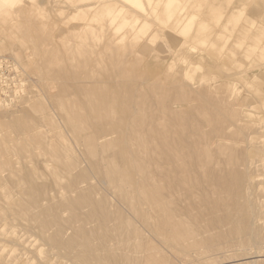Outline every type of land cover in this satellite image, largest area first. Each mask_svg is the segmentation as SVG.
I'll return each instance as SVG.
<instances>
[{
  "label": "rangeland",
  "instance_id": "374dc122",
  "mask_svg": "<svg viewBox=\"0 0 264 264\" xmlns=\"http://www.w3.org/2000/svg\"><path fill=\"white\" fill-rule=\"evenodd\" d=\"M103 3L108 4L106 5ZM211 11L214 16H211ZM26 12H28V14H26ZM90 21H92L90 25L86 24ZM91 37L94 38V41ZM36 41L39 42L36 43ZM36 44L37 46H35ZM32 46H34V48ZM44 48H48V50ZM105 49H107V51H104ZM44 51L46 53H44ZM25 57L26 59L22 61ZM27 60L29 61L28 64L26 63ZM34 61L35 63H33ZM26 67L29 68L27 69ZM33 68L37 70L35 71ZM31 69L32 71L34 70L36 74H34V71L32 72ZM97 69L98 71H96ZM55 70L57 72H55ZM69 71H71L69 74L74 76V78L71 76L69 77ZM63 72L64 75H66L67 72L68 77L64 76L62 74ZM56 73L59 76H57ZM104 73L106 76L108 75L107 77L111 78H107ZM114 76L115 78H112ZM116 76L118 77L116 78ZM120 76H129L133 79H121ZM103 77H105V79H103ZM52 78L57 79V81L54 80V82ZM67 78H72V80L76 78V84H74L75 81H72L71 79L70 80L73 83L70 80L69 82ZM46 79L49 80L48 83ZM107 79H109V81L111 79V85H114L115 83L117 86H111ZM44 80L46 81L43 82ZM95 80H98L102 84L99 82L95 83ZM115 80L117 81L114 82ZM40 81H42L43 84L42 82L40 83ZM86 82L88 88L92 90L89 91V94L83 96L79 93L78 86L80 84H86ZM120 82L123 84L126 83L127 85H133L131 87L132 90L134 89V86L138 87L139 89L136 88L135 91L137 95L141 94L143 89H145L144 92H148L147 94L150 95L151 93V100L153 99L155 105L158 106L155 107L152 103L153 106L151 105V111H153V116L157 117L159 112L162 113H160V116L162 115L161 117L163 119H170L173 118V116H176V118L179 119L175 118L174 122L178 120L177 122L180 123V126L181 123H183L182 127L185 128V131L188 128L187 130L189 132L186 131L187 134L190 133V130L193 128L190 133L192 136L188 134L189 137H195L196 132H201L205 141L209 142V139L212 138V141L214 142L220 137L218 135L223 134L222 136H224L226 134L224 136V139L226 138L225 140L222 139V136L219 138L226 142L218 140L215 144H212L210 141L211 143L209 144H212L213 147L216 146V148H211L212 146L210 147L209 145L210 148L208 147V149L211 150H208V152L210 154V152L215 151L213 156L211 157L210 155V157L213 158L215 155L216 159H214V157L211 162L215 160L217 163L214 161L211 165H217L215 168L214 166L212 168H218L220 169V172H223V169H225L226 171H224L223 174L228 175L227 179L229 177L232 181L231 190L223 193L222 196H224V198L222 197L221 201L224 205V209L225 204H229L230 209L226 207L229 211L225 209L226 211L224 213L226 214L224 215L223 211H220V209H223L222 207L219 210H213L212 208V210H210L208 207L207 209H204L206 208L205 206L201 213L202 217L196 215V218H194L195 220L192 219L191 226H193L192 228L198 227L195 228L198 236H194L190 239L187 247H184L189 255L186 252H183V248L177 247V253L176 249L173 251V248L171 249L167 245V243H171L169 240V242L166 241V244L164 245L161 243L160 238L150 236L149 227H138L141 230L142 235L136 240V242L131 241L129 243L130 246L127 250L125 249V252L119 251L114 247H108L109 249H107L106 246L100 245V243L97 242L98 244L96 243V246L94 245L97 250L94 248L89 256L85 253V255H82V258L80 257L83 261L82 263L86 264L87 261L89 264H103L101 260H105L104 262H106L110 256L116 255L120 260H137L139 258L140 262H142L144 259V263L148 259H153L158 262L163 261L161 264H264V0H139L136 3L132 0H106V2L105 0H97V2L96 0H88V2L87 0H22L13 7L1 6L0 264H72L61 258L62 251L63 256L65 252H68L64 251L67 248L64 246V244L67 243V239L63 236L68 237L71 233L78 234V237H75L79 239L76 241V238L74 237V244L71 242L74 247L71 246V243L69 245L72 251L75 250L74 252L79 249L80 253H78L80 255H78L77 252L76 253L78 256H81V253L84 250V248L81 249L80 247L83 237L90 234L89 237L92 236L93 238L100 240L102 234L104 236L106 232V230L103 231L102 229L112 225V219L117 215L116 209L121 213V216L125 214L124 217L127 216L128 219L131 217L134 220V217L132 216L133 213L130 214L131 211H129L127 202L124 203L123 198H121V195L124 194V192H122L123 190H119L118 187L116 188L113 184H110L105 177L106 171L111 170V168L114 169L122 166L115 160L114 155L111 157L112 151H118V147H116L114 143L117 140L116 138H118L117 135L114 134V136L112 135L109 137L113 142L109 149L101 150L98 147L95 149L96 151L94 155H90L87 148L83 146L84 144H80V140L82 139L81 135L84 133L88 135V132H91V129L97 128V122H100V124L103 123V126H105L103 129L108 131L111 127L110 125L114 121L116 123L117 119H120V116L122 117L120 112L122 109H125L126 105L124 107L123 102H115L114 100H111V98H108L112 87H115L114 90L116 88L121 90L120 88L121 86L123 87V85H119ZM44 84H48L49 87L47 88V85L45 86ZM93 84L96 88L98 86L97 89L99 90L102 88L103 94H100L98 90H94L96 88L93 89ZM108 84L111 88H109ZM66 85H68V88ZM69 85L73 87H71L72 90L74 89L73 91L70 89ZM147 87L149 89L152 88L153 92L151 89L148 90ZM42 88L44 89L43 91ZM60 88L62 91H60ZM75 90L78 93H75ZM124 90V93L128 92V90L126 91V86L124 87ZM56 91H60V93L58 94ZM48 92L49 94L52 93L53 96L56 94V98H52V94H50V96L47 94ZM154 92H157L160 96L161 92H166L164 93L166 94L165 98L169 97L166 99H158L157 103L155 97L158 96H154ZM43 93L46 94L44 95ZM61 94L62 96H64L63 94L66 96L62 98ZM105 94H107V97ZM47 95L51 98H48L49 96ZM69 96L70 98H68ZM20 97L22 99H20ZM79 98H82L81 101L83 100V107H86L85 109L81 105L82 102L78 103L80 102ZM26 99L27 102L28 100L29 102L31 101L30 104L29 102H26ZM51 99H54L55 102H52ZM161 100H163V103ZM99 102L100 104H103L100 105ZM77 103L79 105H77ZM164 103L168 104L165 105ZM55 104L60 108L56 107ZM64 104L67 105L65 106ZM104 104H106V106ZM121 105L124 108L121 107ZM161 105L167 109L166 115L168 117L165 115V112L163 113L164 110L162 109L164 108ZM199 106L200 108H208L210 112L205 108V112H203L204 109H197ZM69 107L71 110H69ZM117 107L119 110L121 109L119 112L116 109ZM221 107L223 108L221 109ZM67 108L69 109L67 110ZM99 108L105 109V112L102 113V117L94 115L95 111ZM168 108L173 109V111L171 110L173 114L168 111ZM219 110H221V112ZM68 111L70 114L67 115ZM84 111H86V114L90 113L86 115L87 117L94 116L93 118L89 117L92 121L88 120L89 123H92L90 126H87V121H84L86 119ZM191 111H193L196 119L199 122H202L203 127L206 126L205 129L200 127L201 125L200 123H197V120L195 121V117ZM182 112L185 113L182 114ZM198 112L202 114L200 115ZM219 112L223 114L221 115ZM118 113L119 115H117V118L116 114ZM168 114H170L171 117ZM185 114H189L188 116H190V118H184L183 116H185ZM71 116L74 117L72 118ZM209 116L212 117L213 123L216 120H219V122H215L219 123V125H216L215 123L213 125V123H211L212 121H207L211 118ZM222 116L226 118L224 119ZM83 117H85V119ZM180 117H182L181 119L183 120H180ZM219 117L221 118V121ZM61 118H64L63 121L66 120L67 122H63ZM106 118L108 121H112L110 125L104 123ZM228 118H230V120ZM190 119L197 124V127L200 125V129L202 128L204 131H200ZM186 120H190L188 124H191V129ZM68 123L73 127L72 130L69 129L71 126H69ZM223 123H225V125H221ZM226 123L228 124L226 125ZM20 124H22L23 131L26 130L25 127L27 125L29 128L25 131L27 134L21 132L20 129H22V127ZM184 124H187L188 127H186V125L184 126ZM16 125L20 126V128L18 126L16 127ZM32 126L34 129H32ZM171 126L173 129L179 127V125H176L175 127L174 125ZM224 126H226V129L223 128ZM211 127L214 128L212 129L213 131H211ZM218 127L221 128L220 133L224 130L225 131L220 134L219 130H217L219 129ZM18 130H20V132ZM40 131L44 138H41L42 134ZM216 132H218V134ZM44 133L46 135H44ZM85 134L83 137H85ZM213 134L216 135L213 136ZM30 135L31 137H29ZM35 135L37 136L35 137ZM207 135H209V137H207ZM228 135L230 136V139H227ZM215 136H217V138ZM32 137L39 139H32ZM86 139L84 140L86 141ZM35 141L39 143L37 145L41 146V148H38L39 146L37 147L35 145ZM41 141H43V143ZM218 143L219 145H217ZM43 144L44 146L46 145V147H43ZM51 148H53L54 151ZM97 149L100 151H97ZM104 151H107V153L110 151L111 153L109 152L108 155ZM54 152L56 154H54ZM58 152L61 153L59 154ZM96 153H100V158ZM217 153H219V156L222 159L221 162H218L217 160ZM220 153H222V155ZM227 153L230 155L228 156ZM235 154H239L236 155V157L240 162H237V158L234 156ZM60 155L64 160L59 157ZM72 155L73 157H76V160L75 158H71ZM87 155H89V157ZM226 155L229 157L228 164H226ZM68 156L70 158H68ZM104 156L106 158L109 156V158H107L108 160L104 158ZM224 158L226 159V162ZM89 159L92 161L95 159L96 163H90L91 161ZM65 161L66 164L63 163ZM98 162H100L102 166L105 164L103 169ZM234 162L238 163L235 165L236 168L231 167L232 163L234 166ZM67 164H69L68 167H66ZM224 164H226V167ZM91 165L94 167L98 166L99 168H91ZM64 166L68 168V170ZM230 168H235L236 170L231 172ZM91 169L92 171H90ZM97 169H99V171ZM75 171L78 173L75 174ZM100 171H103L102 173L104 176L102 178ZM235 171L238 175H235ZM82 172H85L84 175ZM242 173L243 175H241ZM78 174H80L79 177L77 176ZM85 174H88V177L85 176ZM99 174L101 176H99ZM233 175L235 178L237 177V180L233 178ZM74 176L79 179L81 178L80 180H82V182ZM97 176L102 180L104 179V182H102ZM71 178L73 180H71ZM241 178L243 180H241ZM67 179H70L72 184ZM78 181H80L79 183L81 184H78ZM234 183H236V185H233ZM69 184L71 187L72 185L74 186V188H71L72 190L70 189ZM233 186L235 188H237V186L241 187L237 188L239 191H234L235 188H233ZM37 188L39 192L36 190ZM245 189L247 192L244 191ZM65 190H67L66 193ZM88 193L92 198V202L87 201V199L90 200V197L87 195ZM233 193H236L235 198ZM239 194L242 195L240 196ZM81 196L83 198H81ZM240 197L242 198L241 200L238 199ZM36 198L39 200L40 204L37 201L35 202ZM67 198L70 201L68 200L67 202ZM75 199H80L79 201L77 200L79 204L75 203ZM227 200L230 201L224 203V201ZM98 201L100 203H98ZM245 201H247V203H245ZM248 201L251 202L248 203ZM85 202L86 204L88 203V206ZM90 202L92 203V208L96 206L99 209L100 206H103V209L101 207L99 211L95 207L93 210ZM93 202H95V206L93 205ZM107 202L111 206V209L110 206L107 205ZM233 202L235 207L233 206ZM251 203H254V208L250 206L249 209H254H251L253 212L245 206L252 205ZM33 204H36V206ZM34 206L37 208L35 209ZM114 207L116 209H114ZM42 208L45 210L47 209L46 211L50 210V212H46ZM231 208H233L232 210H234V212L236 211L235 213L237 215L235 214V216H237V219L234 216V212L231 211ZM76 209H78V211ZM102 210L103 217L105 216V211L108 212L107 214L109 217L106 219L107 221L103 218L105 222L99 220L100 223H98V219H95V216L98 215L97 217H102ZM208 211L209 213H207ZM95 212L100 214L97 213V215H95ZM244 213L247 214V218L250 220L249 224L246 222V224L244 222L241 223L240 221L241 216ZM207 214L210 216H206ZM231 215H233V217ZM225 216L226 218H224ZM110 218L112 219L110 220ZM99 219L103 220L102 218ZM227 219L230 220L228 221ZM233 219L235 223L237 222L235 225H232L234 224ZM42 220L48 221L49 223L44 222L47 223L44 224ZM197 220H199L201 224ZM214 220L217 222L220 221L221 224H217V222L215 223ZM209 221L210 225L212 224L211 226L209 225ZM196 222L199 223L197 224ZM251 222L255 223L250 226V224H252ZM69 223H72V225L70 226ZM94 225L98 226L99 230H102L103 232L101 231L100 233L98 228ZM137 225L139 226L140 224L137 223ZM240 225L241 229H239ZM230 226L233 229L240 230L238 231L239 233H233L234 238L232 239H235V241H232L231 239L232 232H229L231 235L229 233V235L227 234L228 231L232 230ZM91 227L96 228H94L95 230H91ZM75 228L76 230H74ZM77 228L80 230L82 229V234L85 235L81 236V231ZM85 229H88L89 232ZM242 229L245 230L244 233ZM87 232L88 234H86ZM73 234L71 235L73 236ZM226 235H228V237ZM53 236L58 238L56 239ZM210 236L213 238H209L212 241L211 246L213 248L210 247L213 250L207 248V250L209 249L207 251L206 249L204 250V246H207L204 240H209L207 238ZM221 236L222 241H226L224 244L221 241ZM48 237L50 239H48ZM214 237L218 238V242L220 238V242L218 243ZM226 237L231 239H229L230 242ZM148 238H152L154 241L149 240L150 242L145 246ZM203 238L206 239L203 240ZM80 239L81 241H79ZM237 239L238 241H236ZM213 240H215V242ZM59 241H62L60 242L61 245L58 243ZM46 242L48 244H46ZM226 243L227 246H225ZM51 244L55 246L57 245V247L61 246V256H51L49 260L52 262H44L40 253L45 252ZM131 244H137L140 248H133L135 245ZM201 244L203 246H201L200 249ZM193 245L196 246L193 248ZM150 246L152 248L149 249ZM76 247L78 249H76ZM144 247H147V251H145ZM99 248L101 250L104 249L101 251ZM108 250H112L113 253ZM52 251H54V249H52ZM143 256L145 257L142 258ZM123 262L129 264L128 262ZM107 263L109 264V262ZM130 264H133V262Z\"/></svg>",
  "mask_w": 264,
  "mask_h": 264
},
{
  "label": "bare ground",
  "instance_id": "6f19581e",
  "mask_svg": "<svg viewBox=\"0 0 264 264\" xmlns=\"http://www.w3.org/2000/svg\"><path fill=\"white\" fill-rule=\"evenodd\" d=\"M22 0H0V7L1 6H8V7H13L14 5H16V4H18V3H20ZM93 1V0H92ZM109 1V0H108ZM131 1V0H130ZM133 2H138L139 0H132ZM87 2H88V0H87ZM96 2H97V0H96ZM101 2H103V1H101ZM105 2H106V0H105ZM98 3H100V2H98ZM257 3H258V1H257ZM100 4H102V3H100ZM100 4H98V5H100ZM103 4H108V3H103ZM122 4V3H121ZM87 5H89V4H87ZM213 10V9H212ZM18 11H21V10H18ZM214 11V10H213ZM213 12L211 11V16L213 15L212 14ZM3 14V13H2ZM2 14H1V16H2ZM21 14V13H20ZM26 14H28V12H26ZM214 14H215V12H214ZM22 15V14H21ZM214 16V15H213ZM21 17V16H20ZM22 18V17H21ZM26 20V19H25ZM92 21H90V22H87L86 24H89L90 25V23H91ZM263 28V27H262ZM248 29V28H247ZM246 31V30H245ZM249 31V30H248ZM250 33V32H249ZM74 34V33H73ZM76 35V34H75ZM247 35V34H246ZM245 35V36H246ZM37 36H39V35H37ZM42 36V35H41ZM87 36V35H86ZM90 36V35H89ZM8 37V36H7ZM40 38V37H39ZM87 38H88V36H87ZM92 38V37H91ZM246 38V37H245ZM93 39V41H94V38H92ZM6 40H8V39H6ZM38 40V39H37ZM86 40V39H85ZM13 41V40H12ZM89 41V40H88ZM92 41V42H93ZM11 42V41H10ZM37 42H39V41H36V43ZM108 42H110V41H108ZM49 43V42H48ZM95 43V42H94ZM12 44V43H11ZM10 44V45H11ZM34 44H35V42H34ZM77 44V43H76ZM108 44V43H107ZM9 45V46H10ZM35 46H37V44L35 45ZM48 46V45H47ZM250 46V45H249ZM11 47V46H10ZM33 48H34V46H32ZM45 47V46H44ZM52 47V46H51ZM108 47H109V45H108ZM108 47H106V48H108ZM33 48H32V50H33ZM43 49V48H42ZM44 49H47L48 50V48H44ZM52 49V48H51ZM108 49H110V48H108ZM92 50V49H91ZM129 50V49H128ZM94 51V50H93ZM104 51H107V49H105ZM51 52H53V51H51ZM44 53H46L45 51H44ZM46 56H47V54H46ZM48 57V56H47ZM38 58V57H37ZM26 59V57L25 58H23L22 59V61H24ZM34 60V59H33ZM58 61V60H57ZM114 61V60H113ZM28 60H27V64H28ZM37 62V61H36ZM23 63H25V62H23ZM25 63V64H26ZM33 63H35V61L33 62ZM55 63V62H54ZM26 64V65H27ZM30 64V63H29ZM52 65V64H51ZM32 66V65H31ZM110 66V65H109ZM99 67V66H98ZM27 68V67H26ZM29 68V67H28ZM27 68V69H28ZM34 69V68H33ZM54 69V68H53ZM35 71L37 70V69H34ZM33 70V71H34ZM31 71H32V69H31ZM32 71V72H33ZM35 71H34V74H36L35 73ZM96 71H98V69L96 70ZM29 72V71H28ZM55 72H57L56 70H55ZM61 72V71H60ZM60 72H59V74H60ZM71 71H69L68 72V74L70 73ZM74 72V71H73ZM77 72V71H76ZM78 72H79V70H78ZM77 72V73H78ZM94 72V71H93ZM110 72H112V71H110ZM52 73V72H51ZM97 73V72H96ZM95 73V74H96ZM108 73H109V70H108ZM63 75H64V72L62 73ZM81 74H82V72H81ZM102 74V73H101ZM105 74V73H104ZM51 75V74H50ZM56 75H57V73H56ZM83 75V74H82ZM89 75V74H88ZM91 75V74H90ZM35 76V75H34ZM53 76H55V75H53ZM52 76V77H53ZM57 76H59V75H57ZM56 76V77H57ZM64 76H66V77H68L67 76V72H66V75H64ZM71 76V74H69V77ZM105 76H106V74H105ZM108 76V75H107ZM106 76V77H107ZM26 77V76H25ZM71 77H73L74 78V76H71ZM118 76H116V78H117ZM121 77V79H127V80H132L133 78L132 77H129V76H120ZM50 78H51V76H50ZM65 78V77H64ZM107 78H111V77H107ZM112 78H115V76L114 77H112ZM38 79H39V77H38ZM53 79V81L54 80H56L57 81V79H54V78H52ZM51 79V80H52ZM58 79H60V78H58ZM63 79V78H62ZM61 79V80H62ZM66 79V78H65ZM68 79V78H67ZM71 80H72V78H70ZM70 79H68V81L70 80ZM76 79V78H75ZM72 80V81H75L74 82V84H76V82H77V80ZM95 79V78H94ZM93 79V80H94ZM103 79H105V77H103ZM47 80V83H48V79H46ZM46 80H44L43 82H45ZM61 80H60V82H61ZM70 80V81H71ZM80 80V79H79ZM108 80V82H110L111 81V79H110V81H109V79H107ZM69 81V82H70ZM71 81V82H72ZM96 81V80H95ZM117 80H115L114 82H116ZM120 81V80H119ZM122 81V80H121ZM42 81H40V83H41ZM43 82H42V84H43ZM55 82V81H54ZM80 82V81H79ZM97 82H99L98 80L95 82V83H97ZM102 82H103V80H102ZM106 82V81H105ZM104 82V83H105ZM112 82H113V79H112ZM123 82V81H122ZM39 83V84H40ZM62 83H63V81H62ZM64 83H65V80H64ZM73 83V82H72ZM84 83V82H83ZM90 83H92V82H90ZM100 84H102L101 82H99ZM121 83V82H120ZM119 83V85H123V87L121 86V90H118V88H116L115 90H114V88L112 87L111 88V86H114V85H116L117 86V84H115L114 83V85H111V82L108 84L109 85V88H111L112 90V92L110 91V95L108 96V98H111V100H114L115 102H118V101H121V102H123L124 103V107H125V105H126V107H125V109H122V111L120 112V114L122 115V117L120 116V119H117V122L115 123V121L112 123V121H108V119L106 118V120H104L105 122L104 123H108L109 125H110V123H112L110 126V129L107 131V130H104L103 129V127L105 128V126H103V123H101L100 124V122L98 123H96V125H97V128H93V129H91V132L89 131L88 132V135H86L85 133V137H83L84 136V134L83 135H81L82 137V139L80 140V142H78V143H80L81 145H83L85 148H87V151H89V153H90V155L91 154H93L94 155V153H95V149L96 148H98L99 147V149H101V150H106V149H109L111 146H112V140H110L109 139V137L110 136H114V134H116L117 135V137L118 138H116V136H115V138L117 139L116 140V142H114L115 143V146L116 147H118V151L116 152V151H112V154H111V157L114 155V158H115V160L116 161H118L122 166L121 167H118V168H114V169H112L111 168V170H108V171H106L105 172V177H106V179L108 180V182H110V184H113V186H115L116 188L118 187V189L119 190H123L122 192H124V194H125V196H124V194H122L121 195V198H123V202L125 203V202H127V204H128V208H129V211H131V213L130 214H132V216L134 217V220H136V221H134L133 220V218H131L130 217V215H129V219H128V217L126 216V217H124V215L123 216H121L120 214L121 213H119L118 211H117V209L114 207V209H116V212H117V215L115 216V218L114 219H112V218H110V220L112 219V221H113V223H112V225L110 226H108V227H106V228H104V229H102L103 231L104 230H106V232H105V234H104V236H103V234H102V236L100 237L101 239L99 240V239H96V238H93L92 236H90L89 237V235L87 236V235H85V234H82V229L80 230V229H78V230H80L81 231V236L83 235H85L84 237H83V241H81V239L79 240V241H81V245H80V247H81V249L82 248H84V250H83V252L81 253V256H78V255H80L79 253H80V250L78 249L79 248V246H78V248L76 247V249H78L76 252L78 253V255H77V253L76 252H74V251H72V249H71V247H70V243L72 242L73 243V239H74V237L76 236V237H78V234H76V233H71V234H73V236L71 235H68V237L67 236H63V235H61V236H63L64 238L66 237V239H67V243H63L64 244V246L65 247H67L64 251H68V252H65L64 253V256H63V251H62V253H61V255L63 256H61L60 255V252H61V250H60V242H62L63 240H65V239H63L62 241H59L58 243L60 244L59 246L60 247H57V245L55 246V245H50L49 246V248L45 251V252H41L40 253V255H42V259L44 260V262L46 261V262H52L51 260H49V258H51V256H61V258L62 259H64V260H66V261H68V262H71L72 264H84V263H82L83 261L81 260V258H82V255H85V253H87V256H89L90 255V253H92V251L94 250V245L96 246V243L98 242V243H100V245H103V246H106V248L107 249H109L108 247H110V248H116L117 250H119V251H124L125 252V249L127 250V248L130 246V242L132 241V242H136V240L137 239H139L140 238V236L142 235V232H141V230L138 228V227H149L150 228V230H149V232H150V236H155V237H158V238H160V240H161V243H163L164 245L166 244V241L167 242H169V241H171V243H167V245L172 249L173 248V251H174V249H176V253H177V247L178 248H183L184 249V247H187V245H188V241L190 240V239H192L194 236H198L196 233V230H195V228H198V227H194V228H192L193 226H191V221H193L192 219H194V218H196V215L197 216H201L202 214V212H203V210L204 209H207V207L210 209V210H219L221 207L223 208V204H222V197L224 198V196H222L223 195V193L224 192H229L230 190H231V188H232V181H231V179H229V177H228V179H227V176L228 175H226V174H223L224 173V171H226L225 169H223L221 166H219L221 169H223L224 171L222 172H220V169H218V168H216V169H213L212 167L214 166V168L216 167V165L217 164H213V166L211 165L212 164V162H214V161H212L211 162V160H213V158L215 157V155H214V157L213 158H211L212 156H213V154H214V152H210V154H209V152H208V150L210 151L211 149H208V147H209V143H211L212 142V144H215L216 143V141H218V140H220L219 138L223 135L222 133L225 131H223V129H222V133H220V127H221V125H225V123H223V124H221L220 125V127H218L219 129H217V130H219V133L220 134H222V135H218V136H220L219 138H217V136H215L218 140H216V139H214V140H216V141H212V138H210L209 140L211 141H205L204 140V138L202 137V134H201V132H196V134H195V137H189L188 136V134H190L191 132H192V130H193V128H192V126H191V124H188L189 122H190V120H186V121H188L187 122V124H188V126H190V133H188L187 134V132L186 131H188L187 129H186V131H185V128L184 127H182L183 126V123H181V126H180V123H178L177 121H175L174 122V119L176 118V116H173V118H168V119H163L161 116H160V113L161 112H159V117L157 116V117H155V116H153V111H151V107L153 106V104L155 105V103L153 102L154 100L152 99L151 100V93H150V95L149 94H147L146 92H144V90L145 89H143L142 91L144 92H142L141 94H136V88H138V87H135L134 86V89L132 90L131 89V87L133 86V85H127L126 83L125 84H123V83H121L120 84ZM56 84H57V82H56ZM106 84H107V82H106ZM113 84V83H112ZM45 85V84H44ZM47 85V88L49 87L48 86V84H46ZM45 85V86H46ZM60 85H61V83H60ZM29 86H30V84H29ZM51 86V85H50ZM59 86V85H58ZM70 86V85H69ZM107 86V85H106ZM126 86V91L128 90V92L127 93H124L125 92V90H124V87ZM41 87V86H40ZM65 87V86H64ZM66 87L68 88V85H66ZM72 86H70V89L72 90V88H71ZM75 87H76V85H75ZM100 87V86H99ZM150 87V86H149ZM46 88V87H45ZM94 88H96L95 86H94V84H93V89ZM97 88H98V86H97ZM94 89V90H98L99 92H100V94L102 93V88H100V90L99 89ZM108 88V87H107ZM143 88V87H142ZM146 88V87H145ZM37 89V88H36ZM50 89V88H49ZM56 89V88H55ZM64 89V88H63ZM139 89V88H138ZM147 89L148 90H150L151 89V91H152V88H148L147 87ZM44 89L42 88V91H43ZM51 90V89H50ZM66 90V89H65ZM74 90V89H73ZM72 90V91H73ZM90 90H92V89H89L88 88V85H87V82H86V84H80L79 86H78V91H79V93H81L83 96L85 95H87V94H89V91ZM114 90V91H113ZM123 90H124V92H123ZM131 90V91H130ZM47 91V90H46ZM49 91V90H48ZM60 91H62L61 90V88H60ZM60 91L58 92V91H56V92H58V94L60 93ZM64 91V90H63ZM69 91V90H68ZM119 91H121V92H119ZM53 92H54V89H53ZM65 92V91H64ZM75 93H78V92H76V90L74 91ZM96 92V91H95ZM108 92V91H107ZM153 92V91H152ZM41 93V92H40ZM66 93V92H65ZM155 93V94H154ZM153 94H154V96L156 95V96H158V97H155L156 99H155V101L158 103V99L160 100V99H164L165 98V95L166 94H164V93H166V92H161V96H160V94H158L157 92H154ZM163 93V94H162ZM25 94V93H24ZM44 94V93H43ZM46 94V93H45ZM44 94V95H45ZM47 94H49V92L47 93ZM50 94H52V93H50ZM49 94V95H50ZM67 94V93H66ZM72 94V93H71ZM91 94V93H90ZM96 94V93H95ZM103 94V93H102ZM158 94V95H157ZM27 95V94H26ZM36 95V94H35ZM35 95H33V96H35ZM38 95V94H37ZM49 95H47V96H49ZM64 96H66L65 94H63ZM74 95H77V94H74ZM79 95V94H78ZM106 95V97H107V94H105ZM169 95V94H168ZM51 96V95H50ZM48 97V98H51V97ZM52 96H53V94H52ZM55 96H56V94H55ZM55 96H53L52 98H54ZM61 96H62V94H61ZM64 96H62V98L64 97ZM153 96V97H154ZM161 98H160V97ZM29 97V96H28ZM38 97V96H37ZM75 97V96H74ZM169 97V96H168ZM168 97H166V98H168ZM56 98V97H55ZM68 98H70V96L68 97ZM77 98H78V96H77ZM76 98V99H77ZM98 98V97H97ZM165 98V99H166ZM20 99H22L21 97H20ZM58 99V98H57ZM66 99H67V97H66ZM82 99V98H81ZM81 99L79 98V100H80V102H78V103H81L82 101H81ZM24 100H25V98H24ZM24 100H22V101H24ZM54 99H51V101L52 102H55V100L53 101ZM64 100V99H63ZM62 100V101H63ZM68 100V99H67ZM71 100V99H70ZM59 101V100H58ZM75 101V100H74ZM98 101H100V100H98ZM103 101V100H102ZM163 100H161V102H162ZM166 101V100H165ZM171 101V100H170ZM20 102V101H19ZM25 102V101H24ZM26 102H27V99H26ZM28 102H29V100H28ZM27 102V103H28ZM31 102V101H30ZM30 102H29V104H30ZM60 102V101H59ZM64 102V101H63ZM62 102V103H63ZM69 102V101H68ZM67 102V103H68ZM72 102V101H71ZM109 102V101H108ZM168 102V101H167ZM172 102V101H171ZM170 102V103H171ZM26 103V104H27ZM74 103V102H73ZM77 103V105H79ZM83 103V102H82ZM81 103V105H82V107H83V105H84V103L82 104ZM110 103V102H109ZM122 103V104H123ZM153 103V104H152ZM163 103V102H162ZM60 104V103H59ZM58 104V105H59ZM99 104H100V102H99ZM101 104H103V103H101ZM100 104V105H101ZM111 104V103H110ZM161 104V103H160ZM165 105H167L166 103H164ZM25 105V104H24ZM28 105V104H27ZM63 105V104H62ZM65 105V104H64ZM67 105V104H66ZM65 105V106H66ZM72 105V104H71ZM77 105H76V107H77ZM105 106H106V104H104ZM112 105V104H111ZM152 105V106H151ZM164 105V106H165ZM29 106H31V105H29ZM28 106V107H29ZM33 106V105H32ZM55 106L56 107H59V106H57L56 104H55ZM86 106V105H85ZM95 106V105H94ZM93 106V107H94ZM113 106V105H112ZM116 106H118V105H116ZM162 107H163V105H161ZM160 106V107H161ZM203 106V105H202ZM36 107V106H35ZM74 107V106H73ZM79 107V106H78ZM81 107V108H82ZM114 107V106H113ZM121 107H123L122 105H121ZM123 107V108H124ZM155 107H158V106H156L155 105ZM159 107V108H160ZM162 107H161V109H162ZM31 108V107H30ZM29 108V109H30ZM33 108V107H32ZM60 108V107H59ZM66 108V107H65ZM64 108V109H65ZM70 108V107H69ZM69 108H67V110L69 109ZM84 108V107H83ZM86 108V107H85ZM84 108V109H85ZM106 108V107H105ZM164 108V107H163ZM167 108V107H166ZM205 108V107H204ZM204 108H200V106H199V108L197 107V109H204ZM223 107H221V109H222ZM109 109H111V108H109ZM117 110H118V112L121 110H119L118 109V107L116 108ZM153 109V108H152ZM154 109H156V108H154ZM192 109H193V107H192ZM191 109V110H192ZM206 110H208L209 111V109L208 108H205ZM205 109H204V111L203 112H205ZM35 110V109H34ZM55 110H56V108H55ZM69 110H71V108L69 109ZM78 110V109H77ZM114 110H115V108H114ZM162 110H164L163 111V113L165 112V115H166V113H167V109H162ZM173 111V109L172 108H168V111L170 112V113H172V111ZM211 110H213V109H211ZM225 110V109H224ZM36 111V110H35ZM38 111V110H37ZM65 111H66V109H65ZM78 111H80V110H78ZM82 111V110H81ZM87 111V110H86ZM86 111H84L85 113V116L87 115V114H90V113H87L86 114ZM158 111V110H157ZM181 111H183V110H181ZM196 111V110H195ZM214 111V110H213ZM220 112H221V110H219ZM39 112V111H38ZM73 112H75V111H73ZM83 112V111H82ZM89 112V111H88ZM103 112H105V109H103V108H99L97 111H95V116H98V117H102V113ZM210 112V111H209ZM219 112V113H220ZM58 113V112H57ZM107 113V112H106ZM176 113H178V112H176ZM183 113H185V112H182V114ZM191 113L193 114V111H191ZM199 113V112H198ZM198 113H197V115H198ZM214 113V112H213ZM64 114V113H63ZM62 114V115H63ZM68 114H70L69 113V111H68V113H67V115ZM162 114V113H161ZM173 114V113H172ZM196 114V113H195ZM200 114V113H199ZM202 114V113H201ZM200 114V115H201ZM205 114V113H204ZM207 114V113H206ZM209 114H212V113H209ZM221 114V113H220ZM219 114V115H220ZM223 114V113H222ZM221 114V115H222ZM59 115V114H58ZM66 115V116H67ZM72 115V114H71ZM76 115V114H75ZM117 115H119V113L118 114H116V117H117ZM169 116H170V114H168ZM189 115V114H188ZM187 114H185V116H183L184 118H187V117H189L190 118V116H188ZM191 115V114H190ZM214 115V114H213ZM33 116V115H32ZM42 116V115H41ZM70 116V115H69ZM167 116V115H166ZM193 116H194V114H193ZM34 117V116H33ZM72 118L74 117V116H71ZM70 117V118H71ZM81 117H82V115H81ZM89 117H91V116H89ZM89 117H87L86 116V119L87 118H89ZM94 116H92L91 118H93ZM112 117V116H111ZM168 117V116H167ZM171 117V116H170ZM195 117V116H194ZM193 117V118H194ZM205 117V116H204ZM209 117H211V116H209ZM223 117V116H222ZM30 118H32V117H30ZM84 119H85V117H83ZM109 118H110V115H109ZM118 118V117H117ZM182 117H180V120H183V119H181ZM200 118H202V117H200ZM199 118V119H200ZM207 118V117H206ZM217 118V117H216ZM224 119L226 118V117H223ZM34 119V118H33ZM62 119V121H63V119L64 118H61ZM84 120V121H87V123H88V125L87 126H90V125H92V123H89L88 122V120H90L91 121V119L89 118V119H87V120ZM176 119H179V118H176ZM195 119V121L197 120L196 119V117L194 118ZM193 119V120H194ZM211 119V120H210ZM209 120H207V121H212L211 123H213V119H212V117L210 118ZM219 119H220V121H221V118L219 117ZM229 120H230V118H228ZM237 119V118H236ZM71 120H73V119H71ZM80 120V119H79ZM204 120V119H203ZM37 121V120H36ZM64 121H66V120H64ZM63 121V122H64ZM81 121V120H80ZM79 121V122H80ZM99 121V120H98ZM192 121V120H191ZM219 122V120H216L215 122ZM224 121V120H223ZM222 121V122H223ZM32 122V121H31ZM67 122V121H66ZM82 122V121H81ZM80 122V123H81ZM92 122V121H91ZM184 122V121H183ZM192 122H194V121H192ZM214 122V123H215ZM222 122H220V123H222ZM70 123V122H69ZM68 123V124H69ZM94 123V122H93ZM195 123V122H194ZM197 123H200V127H203V125H202V122L200 121H198L197 120ZM214 123H213V125H214ZM233 123V122H232ZM34 124V123H33ZM67 124V123H66ZM82 124V123H81ZM80 124V125H81ZM187 124H184V126L186 125V127H188L187 126ZM216 125H219V123H215ZM228 123H226V125H227ZM236 124H237V122H236ZM22 124H20V126H21ZM60 125V124H59ZM74 125H75V123H74ZM105 125V124H104ZM171 125H174V127L177 125H179V127H176V128H172V126ZM195 125H196V127H197V124L195 123ZM215 125V126H216ZM18 125H16V127H17ZM20 126H18L19 128H20ZM23 126H25V125H23ZM69 126H71V124H69ZM84 126V125H83ZM194 126V125H193ZM197 127V128H199L200 129V127ZM229 126V125H228ZM22 127V126H21ZM41 127H42V125H41ZM72 127V126H71ZM71 127H69V129H73V127L71 128ZM108 127V126H107ZM195 127V126H194ZM195 127V128H196ZM205 127L206 126H204L203 128L205 129ZM11 128V127H10ZM27 125H26V127H25V129L27 130ZM68 128V127H67ZM90 128V127H89ZM92 128V127H91ZM209 128V127H208ZM224 129H226V126H224L223 127ZM227 128H229V127H227ZM18 129V128H17ZM29 129V128H28ZM32 129H34L33 128V126H32ZM204 129L202 130V128L200 129V131H204ZM211 129V131H213L212 129H214V128H210ZM21 130V132L23 133L24 132V134H27V132H25L26 130H24L23 131V127H22V129H20ZM20 130H18L19 132H20ZM93 130V131H92ZM216 130V131H217ZM29 131V130H28ZM75 131V130H74ZM199 131V130H198ZM210 131V130H209ZM208 131V132H209ZM13 132V131H12ZM41 132V131H40ZM39 132V133H40ZM71 132V131H70ZM73 132V131H72ZM84 132V131H83ZM189 132V131H188ZM206 132V131H205ZM15 133V132H14ZM37 133V132H36ZM194 133V132H193ZM192 133V134H193ZM207 133V132H206ZM210 133V132H209ZM217 134H218V132H216ZM228 133V132H227ZM41 134H42V132H41ZM205 134V133H204ZM229 134V133H228ZM44 135H46L45 133H44ZM210 135H211V133H210ZM214 135H216V134H213V136ZM226 135V134H225ZM224 135V136H225ZM37 135H35V137H36ZM42 137L41 138H44V136H43V134L41 135ZM76 136V135H75ZM78 136V135H77ZM190 136H192L191 134H190ZM212 136V135H211ZM224 136H222L223 138V140H225L224 139ZM29 137H31V135L29 136ZM59 137V136H58ZM204 137H206V136H204ZM207 137H209V135H207ZM230 136L228 135L227 136V139L229 138ZM52 138V137H51ZM79 138V137H78ZM87 138V139H86ZM235 138V137H234ZM32 139H39V138H33L32 137ZM84 139H86V141L84 140ZM221 139V140H222ZM230 139V138H229ZM22 140V139H21ZM44 140V139H43ZM220 140V141H221ZM222 140V142H226V141H223ZM23 141V140H22ZM34 141V140H33ZM32 141V142H33ZM46 141V140H45ZM85 141V142H84ZM228 141V140H227ZM1 142V141H0ZM29 142V141H28ZM30 142H31V138H30ZM42 143H43V141H41ZM34 143V142H33ZM35 145L38 147L39 145H37V144H39V143H37V141H35ZM46 143V142H45ZM228 143V142H227ZM22 144V143H21ZM26 144V143H25ZM24 144V145H25ZM212 144L210 145V147L212 146ZM2 145V144H1ZM51 145V144H50ZM63 145V144H62ZM76 145V144H75ZM217 145H219V143L217 144ZM26 146V145H25ZM24 146V147H25ZM30 146V145H29ZM34 146V145H33ZM58 146V145H57ZM114 146V145H113ZM223 146V145H222ZM226 146V145H225ZM8 147V146H7ZM35 147V146H34ZM43 147H46V145L44 146V144H43ZM63 147H64V145H63ZM69 147V146H68ZM76 147H77V145H76ZM209 147V148H210ZM221 147V146H220ZM228 147V146H227ZM2 148V147H1ZM4 148H6V147H4ZM21 148L23 149V147L21 146ZM20 148V149H21ZM38 148H41V146H39ZM79 148V147H78ZM84 148V149H85ZM114 148V147H113ZM211 148H216V146L215 147H211ZM230 148V147H229ZM7 149V148H6ZM52 150H53V148H51ZM70 149V148H69ZM68 149V150H69ZM99 149H97V151H100ZM231 149V148H230ZM42 150V149H41ZM59 150V149H58ZM65 150V149H64ZM72 150V149H71ZM114 150V149H113ZM26 151V150H25ZM51 151V150H50ZM54 151V150H53ZM56 151V150H55ZM60 151V150H59ZM213 151V150H212ZM224 151V150H223ZM27 152V151H26ZM74 152V151H73ZM83 152H85V151H83ZM104 152H106L107 153V151H104ZM110 152V151H109ZM109 152L107 153L108 155H109ZM115 152H116V154H115ZM218 152V151H217ZM220 152V151H219ZM25 153V152H24ZM47 153V152H46ZM49 153V152H48ZM59 154L61 153V152H58ZM87 153V152H86ZM101 153H102V151H101ZM111 153V152H110ZM226 153V152H225ZM230 153V152H229ZM229 153H227L228 154V156L230 155ZM54 154H56L55 152H54ZM58 154V155H59ZM67 154V153H66ZM97 154V153H96ZM100 153H98L97 155H98V157L100 158V155H99ZM216 154V153H215ZM218 154V158H217V160H218V162H221V158H220V156H219V153H217ZM221 155H222V153H220ZM96 155V156H97ZM210 155H211V157H210ZM236 155H239V154H235L234 156L236 157ZM56 156V155H55ZM54 156V157H55ZM64 156V155H63ZM88 157H89V155H87ZM217 156V155H216ZM224 156V155H223ZM227 155L225 156V157H227V163L226 164H228V157ZM23 157V156H22ZM50 157H51V155H50ZM54 157H52V158H54ZM60 158H62L61 157V155L59 156ZM87 157V158H88ZM222 157V156H221ZM240 157H242V156H240ZM68 158H70L69 156H68ZM71 158H75V160H76V157H73V155H72V157ZM97 158V157H96ZM98 158V159H99ZM104 158H106L105 156H104ZM104 158H102V159H104ZM107 158H109V156H107ZM106 158V159H107ZM211 158V159H210ZM219 158H220V160H219ZM237 158V157H236ZM235 158V159H236ZM63 159V158H62ZM67 159V158H66ZM85 159V158H84ZM91 159V158H90ZM89 159V160H90ZM214 159H216V157L214 158ZM225 159V158H224ZM242 159V158H241ZM1 160V159H0ZM3 160V159H2ZM55 160H56V158H55ZM64 160V159H63ZM74 160V161H75ZM95 160V159H94ZM94 160L92 161V160H90L91 162L90 163H96V160H95V162H94ZM100 160V159H99ZM98 160V161H99ZM108 160V159H107ZM4 161V160H3ZM10 161V160H9ZM22 161V160H21ZM71 161L73 162V160L71 159ZM232 161H234V160H232ZM240 162V160H238V158H237V162ZM5 162V161H4ZM57 162V161H56ZM62 162V161H61ZM68 162H69V160H68ZM78 162V161H77ZM100 162H101V160H100ZM100 162H98L100 165H101V163ZM105 162V161H104ZM109 162V161H108ZM211 162V163H210ZM225 162H226V159H225ZM224 162V163H225ZM237 162H234L235 164H234V166H233V163L231 164V167H235V165L236 164H238ZM5 163H7V162H5ZM4 163V164H5ZM35 163V162H34ZM63 163H65L66 164V161L65 162H63ZM98 163H97V165H98ZM215 163H217V161H215ZM39 164H40V162H39ZM64 164V165H65ZM73 164V163H72ZM220 164V163H219ZM218 164V165H219ZM226 164H224L225 165V167H226ZM62 165V164H61ZM60 165V166H61ZM104 165L105 164H103V166L101 165L100 167H102V169H103V167H104ZM221 165V164H220ZM9 166V165H8ZM7 166V167H8ZM63 166V165H62ZM69 166V164H67V166L66 167H68ZM72 166V165H71ZM73 166H74V164H73ZM120 166V165H119ZM238 166V165H237ZM65 167V166H64ZM65 167V168H66ZM97 168V167H94L93 165H91V168ZM228 167V166H227ZM240 167V166H239ZM6 168V167H5ZM64 168V169H65ZM76 168V167H75ZM99 168V167H98ZM121 168V169H120ZM236 168V167H235ZM233 169V168H230V170H231V172H233V170H236V169ZM62 169V168H61ZM67 170H68V168H66ZM74 169V168H73ZM73 169H71V170H73ZM219 171H218V170ZM228 169V168H227ZM98 171H99V169H97ZM238 170V169H237ZM258 170V169H257ZM85 171V170H84ZM90 171H92V169L90 170ZM95 171V170H94ZM70 172V171H69ZM96 172V171H95ZM101 172V171H100ZM103 172V171H102ZM101 172V174H102V176L99 174V176H101V178L104 176L103 175V173ZM239 172V171H238ZM63 173H65V172H63ZM76 173H78V172H76L75 171V174ZM83 173V175H84V173L85 172H82ZM96 173H98V172H96ZM225 173H227V172H225ZM234 173H236L235 175H238V173L235 171ZM80 174H81V172H80ZM80 174H78L77 176L79 177V175ZM233 174V173H232ZM65 175V174H64ZM241 175H243V173L241 174ZM248 175H249V173H248ZM81 176H82V174H81ZM85 176H87L88 177V174L86 175L85 174ZM246 176V175H245ZM62 177H63V175H62ZM71 177H72V175H71ZM74 177H76V176H74ZM73 177V178H74ZM78 177H76L77 179H79ZM98 177V176H97ZM240 177V176H239ZM238 177V178H239ZM82 178H83V176H82ZM90 178V177H89ZM99 179H100V177H98ZM231 178V177H230ZM233 178L235 179V180H237V177L235 178L234 177V175H233ZM242 178H244V177H242ZM241 178V180H243ZM247 178V177H246ZM58 179V178H57ZM81 179V178H80ZM79 179V180H80ZM106 179H105V181H106ZM55 180V179H54ZM68 180V179H67ZM71 180H73L72 178H71ZM71 180L69 179L68 181H70V183H71ZM86 180V179H85ZM102 182H104V179L102 180V179H100ZM233 180V179H232ZM234 180V181H235ZM239 180V179H238ZM81 182H82V180H80ZM80 181H78V184H81V183H79ZM24 182V181H23ZM57 182V181H56ZM244 182V181H243ZM249 182V181H248ZM106 183V182H105ZM242 183V182H241ZM30 184V183H29ZM72 184V183H71ZM75 184H76V181H75ZM106 184H108V183H106ZM238 184V183H237ZM245 184V183H244ZM25 185V184H24ZM65 185H66V182H65ZM233 185H236V183H234ZM239 185V184H238ZM242 185V184H241ZM23 186V185H22ZM69 186H70V189L71 188H74V186L72 185V187H71V185L69 184ZM77 186V185H76ZM28 187H29V185H28ZM68 187V186H67ZM96 187V186H95ZM239 187H241V186H237V188H239ZM58 188H60V187H58ZM86 188V187H85ZM110 188V187H109ZM233 188H235L234 186H233ZM237 188H235V190L234 191H236L237 190ZM255 188V187H254ZM96 189V188H95ZM108 189V188H107ZM38 192H39V190H38V188L36 189ZM35 190V191H36ZM72 190V189H71ZM93 190H94V187H93ZM110 190H112V189H110ZM243 190V189H242ZM249 190V189H248ZM252 190V189H251ZM66 191L67 190H65V193H66ZM109 191V190H108ZM237 191H239V190H237ZM241 191V190H240ZM244 191H246L247 192V190L245 189ZM253 191V190H252ZM40 192H41V190H40ZM64 192V191H63ZM84 192H85V189H84ZM91 192H92V189H91ZM96 192V191H95ZM242 192V191H241ZM77 193V192H76ZM116 193V192H115ZM240 193V192H239ZM44 194V193H43ZM85 194V193H84ZM92 194V193H91ZM110 194V193H109ZM234 194V198H235V194L236 193H233ZM238 194V193H237ZM243 194V193H242ZM241 194V195H242ZM245 194V193H244ZM41 195H42V192H41ZM67 195H68V193H67ZM86 195V194H85ZM88 196H89V193L87 194ZM228 195V194H227ZM240 195V194H239ZM240 195V196H241ZM88 196H87V198H88ZM92 196V195H91ZM122 196H124V197H122ZM226 196V195H225ZM245 196V195H244ZM248 196V195H247ZM90 197V196H89ZM231 197V196H230ZM238 197V196H237ZM81 198H83L82 196H81ZM233 198V199H234ZM244 198V197H243ZM253 198V197H252ZM106 199V198H105ZM229 199V198H228ZM232 199V198H231ZM237 199V198H236ZM238 199H242L241 197L240 198H238ZM245 199V198H244ZM68 198H67V202H68ZM72 200V199H71ZM77 200L78 199H75V203H78L77 202ZM80 200V199H79ZM78 200V201H79ZM86 200V199H85ZM84 200V201H85ZM104 200V199H103ZM121 200V199H120ZM245 200H247V199H245ZM38 202L39 204H40V202H39V200H37V198H36V200H35V202ZM70 201V200H69ZM87 201H91L92 202V198L90 197V200H88L87 199ZM106 201V200H105ZM105 201H102V202H105ZM118 201V200H117ZM228 201H230V200H227V201H224V203L225 202H228ZM62 202H63V200H62ZM61 202V203H62ZM72 202H73V200H72ZM82 202H83V199H82ZM90 202V203H91ZM120 202V201H119ZM243 202V201H242ZM251 202V201H250ZM249 201H248V203H250ZM98 203H100L99 201H98ZM97 203V204H98ZM108 203V202H107ZM106 203V204H107ZM245 203H247V201H245ZM259 203V202H258ZM64 204V203H63ZM62 204V205H63ZM79 204V203H78ZM85 204H86V202H85ZM88 204V203H87ZM86 204V205H87ZM95 204V202H93V205ZM243 204V203H242ZM252 204V203H251ZM33 205H35L36 206V204H33ZM65 205H67V204H65ZM91 205V208H92V203L90 204ZM96 205V204H95ZM94 205V206H95ZM98 205H100V204H98ZM108 206H110L109 205V203L107 204ZM118 205V204H117ZM226 205H228V206H226ZM253 205H254V203L252 204V205H245V206H247L248 207V209H249V207L250 206H252V208H254L253 207ZM257 205V204H256ZM255 205V206H256ZM35 206H34V208H35ZM38 206V205H37ZM68 206H69V203H68ZM79 206H81V205H79ZM88 206V205H87ZM206 206V208H204ZM233 206H234V202H233ZM241 206V205H240ZM71 207V206H70ZM76 207V206H75ZM83 207V206H82ZM96 207V206H95ZM94 207V208H95ZM102 207V209H103V206H100L99 207V209H98V207H96L99 211H100V208ZM226 207H228V209H230L229 207H230V205L229 204H225V209H227ZM235 207V206H234ZM37 208V207H36ZM35 208V209H36ZM68 208V207H67ZM74 208V207H73ZM85 208V207H84ZM83 208V209H84ZM94 208H92L93 210H94ZM204 208V209H203ZM212 208V209H211ZM239 208V207H238ZM251 208V209H252ZM257 208V207H256ZM255 208V209H256ZM38 209H39V207H38ZM44 211H46L44 208H42ZM41 209V210H42ZM69 209V208H68ZM110 209H111V206H110ZM224 208L221 210L220 209V211H223V213L226 211ZM227 209V210H228ZM233 208H231V211H233L234 212V210H232ZM251 209H249L250 211H251ZM42 210V211H43ZM53 210H54V208H53ZM77 211H78V209H76ZM244 210H246V209H244ZM252 210H254V209H252ZM43 211V212H44ZM56 211V210H55ZM96 211V210H95ZM98 211V212H99ZM105 211V210H104ZM111 211V210H110ZM207 211V210H206ZM219 211V212H220ZM229 211V210H228ZM243 211V210H242ZM46 212H50V210L49 211H46ZM97 212V213H98ZM106 213H105V216L103 217V210H102V217H97L98 215H97V213L95 214V215H97V216H95V219H98V223H100L99 222V220L100 221H104L105 222V220L109 217V215L107 214L108 212L107 211H105ZM232 212V213H233ZM236 212V211H235ZM234 212V216H235V213ZM251 212H253V211H251ZM111 213V212H110ZM126 213V212H125ZM194 213H195V215H194ZM207 213H209V211L207 212ZM222 213V212H221ZM238 213V212H237ZM53 214V213H52ZM51 214V215H52ZM55 214H56V212H55ZM78 214V213H77ZM98 214H100V213H98ZM107 214V215H106ZM112 214H113V212H112ZM226 213H224V215H225ZM229 214V213H228ZM227 214V215H228ZM231 214V213H230ZM242 214V213H241ZM54 215V214H53ZM52 215V216H53ZM114 215V214H113ZM209 214H207L206 216H208ZM226 215V216H227ZM237 215V214H236ZM251 215V214H250ZM74 216V215H73ZM83 216V215H82ZM81 216V217H82ZM91 216V215H90ZM94 216V215H93ZM101 216V215H100ZM210 216V215H209ZM215 216H217V215H215ZM226 216L224 217V218H226ZM232 217H233V215H231ZM254 216V215H253ZM54 217V216H53ZM55 217H57V216H55ZM77 217H78V215H77ZM202 217V216H201ZM218 217V216H217ZM230 217V216H229ZM228 217V218H229ZM237 216H235V218H236ZM249 217V216H248ZM99 218H104L103 220H101V219H99ZM214 218V217H213ZM219 219V218H218ZM237 219V218H236ZM240 219V218H239ZM251 219V218H250ZM20 220V219H19ZM18 220V221H19ZM41 220V219H40ZM71 220H72V218H71ZM89 220H90V218H89ZM88 220V221H89ZM195 220V219H194ZM216 220H217V218H216ZM219 220H221V219H219ZM228 220V219H227ZM230 220V219H229ZM228 220V221H229ZM231 220H232V218H231ZM13 221V220H12ZM38 221V220H37ZM43 221V223L44 222H47V223H49L48 221H45V220H42ZM73 221V220H72ZM107 221V220H106ZM197 221H199V220H197ZM215 221V220H214ZM233 221H234V219H233ZM232 221V222H233ZM240 221H241V223H247V224H249L250 223V220H248V218H247V214H243L242 216H241V219H240ZM239 221V222H240ZM14 222H15V220H14ZM70 222V221H69ZM79 222V221H78ZM77 222V223H78ZM82 222V221H81ZM101 222V223H102ZM136 222V223H135ZM200 222V221H199ZM199 222H196L197 224L199 223ZM212 222H213V220H212ZM211 222V223H212ZM217 221H215V223H216ZM225 222V221H224ZM47 223H44V224H47ZM87 223V222H86ZM96 223H97V221H96ZM137 223H139L140 225L138 226L137 225ZM218 223H220V221L219 222H217V224ZM234 224H232V225H235L236 223H235V221L233 222ZM245 223V224H246ZM252 223V222H251ZM255 222H253L252 224H250V226H252L253 224H254ZM38 224H41V223H38ZM44 224H42V225H44ZM70 224V223H69ZM200 224H201V222H200ZM203 224V223H202ZM221 224V223H220ZM72 225V223L70 224V226ZM76 225V224H75ZM90 225V224H89ZM88 225V226H89ZM106 225H107V223H106ZM204 225V224H203ZM209 225H210V221H209ZM212 225V224H211ZM210 225V226H211ZM214 225V224H213ZM242 225V224H241ZM241 225L239 226L240 228L239 229H241ZM69 226V227H70ZM74 226V225H73ZM94 226H96V225H94ZM99 226H100V224H99ZM102 226V225H101ZM205 226H207V225H205ZM224 226H225V224H224ZM41 227H43V226H41ZM45 227L47 228V226L45 225ZM49 227V226H48ZM68 227V228H69ZM75 227V226H74ZM86 227V226H85ZM97 228H98V226H96ZM96 227H91L90 229L92 230V229H94V228H96ZM215 227H216V225H215ZM231 227V226H230ZM234 227V226H233ZM243 227H244V225H243ZM249 227V226H248ZM247 227V228H248ZM254 227V226H253ZM68 228H66V229H68ZM71 228H73V227H71ZM83 228V227H82ZM87 228V227H86ZM199 228H201V227H199ZM229 228V227H228ZM232 228V227H231ZM237 228V227H236ZM252 228V227H251ZM250 228V229H251ZM243 229H245V228H243ZM242 229V230H243ZM249 229V230H250ZM41 230V229H40ZM68 230H70V229H68ZM72 230V229H71ZM74 230H76V228L74 229ZM77 230V231H78ZM85 230H88V229H85ZM95 230V229H94ZM97 230V229H96ZM102 230H99V228H98V231H100V233H101V231ZM43 231V230H42ZM46 231V230H45ZM102 231V232H103ZM211 231V230H210ZM238 231H240V230H237V229H233L232 228V230L231 231H228L227 232V234L229 233V232H232L231 234H232V236H231V239L232 238H234L233 236V233H237ZM244 231L245 230H243V233H244ZM251 231H253V230H251ZM250 231V232H251ZM73 232H75V231H73ZM84 232V231H83ZM88 232H89V230H88ZM88 232L86 233V234H88ZM90 232H92V231H90ZM214 232V231H213ZM223 232V231H222ZM199 233V232H198ZM215 233V232H214ZM239 233V232H238ZM97 234V233H96ZM195 234V235H194ZM230 234V233H229ZM228 234V235H229ZM230 234V235H231ZM242 234V233H241ZM246 234H247V232H246ZM251 234V233H250ZM45 235H47V234H45ZM59 235V236H60ZM201 235V234H200ZM228 235H226L227 237H228ZM58 236V235H57ZM238 236V235H237ZM236 236V237H237ZM41 237H42V235H41ZM52 237V236H51ZM53 237H55V236H53ZM75 237V238H76ZM99 237V236H98ZM216 237H218V236H216ZM216 237H214V238H216ZM226 237V238H227ZM235 237V238H236ZM56 238V237H55ZM58 238V237H57ZM56 238V239H57ZM150 238V237H149ZM148 238V240H147V242L145 243V246H146V244L147 243H149L150 241L149 240H152V238L151 239H149ZM211 239L212 237L210 236V237H208L207 239ZM238 238V237H237ZM243 238H245V237H243ZM253 238V237H252ZM48 239H50L49 237H48ZM77 239H79V238H76L75 240L77 241ZM204 239H206V238H203V240ZM204 240L205 241V244L207 245V246H204V250L206 249L207 250V248H211L212 246H211V240ZM213 239V238H212ZM218 238H216V241L218 242V240H217ZM224 239V238H223ZM228 239V238H227ZM230 239V238H229ZM229 239H228V241H229ZM230 239V240H231ZM45 240H47V239H45ZM169 240V241H168ZM201 240V239H200ZM199 240V241H200ZM242 240V239H241ZM54 241H56V240H54ZM152 241H154V240H152ZM198 241V240H197ZM214 242H215V240H213ZM221 241H222V236H221ZM232 241H235V239L233 240L232 239ZM236 241H238V239L236 240ZM244 241V240H243ZM219 242H220V238H219ZM218 242V243H219ZM223 242V244H224V242H226L225 240L224 241H222ZM230 242V241H229ZM228 242V243H229ZM246 242V241H245ZM51 243H52V241H51ZM55 243V242H54ZM71 243V244H72ZM97 243V244H98ZM197 243V242H196ZM199 243V242H198ZM202 243V242H201ZM46 244H48L47 242H46ZM50 244V243H49ZM74 244V243H73ZM71 245V246H73L74 247V245ZM75 244H76V242H75ZM80 244V243H79ZM203 244V243H202ZM200 245V249H201V246H203V245ZM213 244V243H212ZM251 244H252V242H251ZM131 245H135V244H131ZM148 245V244H147ZM199 245V244H198ZM220 245V244H219ZM242 245V244H241ZM63 246V245H62ZM63 246V247H64ZM77 246V245H76ZM152 246V245H151ZM149 247V249L150 248H152V247ZM196 245H193V248L195 247ZM211 246V247H210ZM221 246V245H220ZM224 246V245H223ZM225 246H227V243L225 244ZM224 246V247H225ZM229 246V245H228ZM68 247H70V248H68ZM158 247V246H157ZM58 248V249H57ZM102 248V247H101ZM132 248V247H131ZM133 248H136V249H139L140 247L136 244ZM166 248V247H165ZM213 248V247H212ZM211 248V249H212ZM52 249H54V251H52ZM74 249V248H73ZM96 249V248H95ZM100 249V248H99ZM104 249V248H103ZM102 249V250H103ZM143 249V248H142ZM144 249H145V251H147L146 249H147V247L145 248L144 247ZM186 249V248H185ZM185 249H184V251L183 252H186L187 253V251H185ZM199 249V250H200ZM59 250V251H58ZM97 250V249H96ZM101 250V249H100ZM101 250V251H102ZM115 250V249H114ZM203 250V251H204ZM209 250V249H208ZM207 250V251H208ZM213 250V249H212ZM212 250H210V251H212ZM109 251V250H108ZM112 250H110L109 252H111ZM130 251V250H129ZM132 251V250H131ZM142 251V250H141ZM149 251V250H148ZM154 251V250H153ZM180 251V250H179ZM194 251V250H193ZM196 251V250H195ZM206 251V252H207ZM209 251V252H210ZM103 252H105V251H103ZM181 252V251H180ZM76 253V254H75ZM84 253V254H83ZM112 253H113V251H112ZM143 253V252H142ZM150 253V252H149ZM208 253V252H207ZM188 254V253H187ZM200 254H202V253H200ZM3 255V254H2ZM38 255V254H37ZM97 255V254H96ZM150 255V254H149ZM161 255V254H160ZM189 255V254H188ZM39 256V255H38ZM106 256V255H105ZM129 256V255H128ZM132 256V255H131ZM141 256V255H140ZM204 256V255H203ZM35 257V256H34ZM81 257V258H80ZM97 257V256H96ZM107 257V256H106ZM127 257V256H126ZM145 256H143L142 258H144ZM153 257V256H152ZM158 257V256H157ZM94 258V257H93ZM130 258V257H129ZM154 258V257H153ZM164 258L166 259V257L164 256ZM210 258V257H209ZM96 259V258H95ZM163 259V258H162ZM207 259V258H206ZM84 260V259H83ZM87 260V259H86ZM85 260V261H86ZM93 260V259H92ZM92 260H90V261H92ZM139 260V258L137 259V260H132V259H122V260H120L116 255H112V256H110L109 258H108V260L106 261V262H104L105 260H101L102 262H103V264H108L107 262H109V264H125L123 261H125V262H128L129 264L130 263H132L133 262V264H161V263H163V261H157V260H153V259H148L145 263H144V259L142 260V262H140V260ZM201 260V259H200ZM166 261V260H165ZM208 261V260H207ZM206 261V262H207ZM93 262H95V261H93ZM202 262V261H201ZM203 263V262H202ZM86 264H89V263H87V261H86ZM164 264H166V263H164Z\"/></svg>",
  "mask_w": 264,
  "mask_h": 264
}]
</instances>
